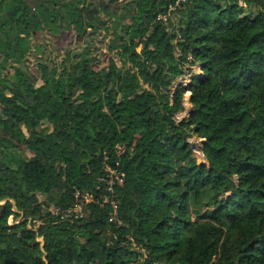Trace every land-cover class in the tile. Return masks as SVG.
I'll return each mask as SVG.
<instances>
[{
    "label": "trees",
    "instance_id": "1",
    "mask_svg": "<svg viewBox=\"0 0 264 264\" xmlns=\"http://www.w3.org/2000/svg\"><path fill=\"white\" fill-rule=\"evenodd\" d=\"M176 1L0 0V264H264V0L159 17ZM67 33L92 44L37 62L38 85L35 44ZM104 152L120 227L96 203L64 216L104 191Z\"/></svg>",
    "mask_w": 264,
    "mask_h": 264
},
{
    "label": "built area",
    "instance_id": "2",
    "mask_svg": "<svg viewBox=\"0 0 264 264\" xmlns=\"http://www.w3.org/2000/svg\"><path fill=\"white\" fill-rule=\"evenodd\" d=\"M180 0H177L174 5H170L166 13L160 14L164 20H167L168 17H171L172 11L175 9V5L178 4ZM102 177L99 178L103 182L105 188L104 191L101 189L100 184L96 186V191L89 190H80L74 188L73 195L76 200L74 206L67 208L64 212V216L70 218H78L83 215V211L89 203H96L100 206H107L108 211V221L115 226H123V221L118 214V202L115 198L114 189L115 186L121 185L124 180V171L121 168V161L115 160L111 161L110 157L105 154L102 158ZM52 211L56 212L55 208H51ZM9 223H13V216L9 217ZM111 235L116 238L115 231H111ZM126 239L131 242V245L134 246L135 242L131 235H126Z\"/></svg>",
    "mask_w": 264,
    "mask_h": 264
},
{
    "label": "rangeland",
    "instance_id": "3",
    "mask_svg": "<svg viewBox=\"0 0 264 264\" xmlns=\"http://www.w3.org/2000/svg\"><path fill=\"white\" fill-rule=\"evenodd\" d=\"M106 36L103 32L97 39L95 40L96 47H98V50L96 51L97 54L101 56V49L103 48L105 44ZM92 44V41L88 39L87 37L80 43H75L70 33L64 34L61 38L56 39L55 41L52 40V37L47 34H43L41 36L40 41L36 43L38 44V50H34L29 55V65L28 68L31 73H35L37 75V80L35 81L38 85L42 82L41 77L38 76V68H37V62H40L42 64H45L47 66V71H49L48 67H51V69L54 70V66L59 67L60 66V54L61 49L70 47L75 50V52H86L87 46H90ZM93 47V46H92ZM140 46L137 47V50H140ZM196 73H198V68H193ZM189 81V76L180 77L176 82H174L172 89H176L177 83H184ZM46 125V124H45ZM43 125V126H45ZM200 139L197 138L196 135H193L190 139L191 145L193 148L194 155L197 157L198 161L203 160L202 152L200 151Z\"/></svg>",
    "mask_w": 264,
    "mask_h": 264
},
{
    "label": "water",
    "instance_id": "4",
    "mask_svg": "<svg viewBox=\"0 0 264 264\" xmlns=\"http://www.w3.org/2000/svg\"><path fill=\"white\" fill-rule=\"evenodd\" d=\"M199 141V140H198ZM199 142H201L200 143V151L202 152V149H203V147H202V140H200ZM202 155H203V153H202ZM203 157H204V155H203Z\"/></svg>",
    "mask_w": 264,
    "mask_h": 264
}]
</instances>
